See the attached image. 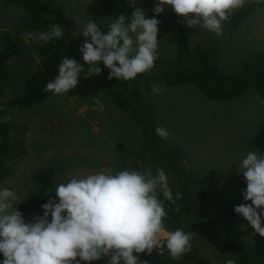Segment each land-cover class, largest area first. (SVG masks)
<instances>
[{"label": "rangeland", "instance_id": "1", "mask_svg": "<svg viewBox=\"0 0 264 264\" xmlns=\"http://www.w3.org/2000/svg\"><path fill=\"white\" fill-rule=\"evenodd\" d=\"M42 2L52 10L61 8L68 12L74 21L79 17L80 23L76 24L80 34L89 19L100 24L104 33L112 19H118L120 15L125 16L127 26L137 7L145 10L146 17L152 18L156 0H136L134 7L130 0H114L109 6V0ZM251 2L247 0L246 4ZM259 7L241 23L233 21L236 11L232 13L223 26V35L217 37L207 30L187 27L183 17L177 16L166 5L165 11L155 16L161 21L158 25V59L167 61L178 56V28L183 25L188 31L192 50L198 44L204 46L223 73L241 70L246 61L252 63L249 60L264 52V2ZM27 14L23 2L0 0V55L12 53L11 48H15L9 44L7 36L4 39V32L24 30ZM26 30L29 31L17 43L16 57L8 58L9 64L15 68V79L9 84L5 96L11 103L0 104V114L17 123L12 129L22 141L21 147L17 146L15 152L9 153L6 162L9 172L0 183V189L14 190L21 203L36 192L38 186L33 175L44 168H56V183L52 188V197L56 199L54 191L59 183L72 176L99 171L114 173L118 162H128L131 153L144 154L149 148L139 121L110 101L107 94L104 95L103 69L100 75L88 79H84L81 73L78 85L67 94L44 92L47 82L58 75L62 59L68 57L59 39L46 43L26 39L30 32L49 29L28 26ZM84 40L80 35L79 41L83 43ZM97 94L105 105L102 112L92 110L90 96ZM143 97L152 110L155 129L162 125L170 133L168 140L158 136L157 143L164 150L183 152L187 168L200 177L212 205L207 213H220L221 208L227 209L226 206L243 200L241 192L246 189V183L237 167L249 150L257 149L264 155V97L255 88L248 87L230 99H211L191 81L168 86L162 94L146 90ZM85 149L94 151H83ZM102 152L108 161L100 158ZM6 180L12 183L5 184ZM191 232L193 244L212 264H224L227 258L239 264L238 254L225 249L213 229L204 226ZM160 239L158 250L162 249L165 236ZM252 240L264 245V237L259 234H253Z\"/></svg>", "mask_w": 264, "mask_h": 264}, {"label": "clouds", "instance_id": "2", "mask_svg": "<svg viewBox=\"0 0 264 264\" xmlns=\"http://www.w3.org/2000/svg\"><path fill=\"white\" fill-rule=\"evenodd\" d=\"M246 3L247 0H156L152 11L159 16L166 5L170 6L183 17L187 27L204 29L219 37L231 14ZM130 4L134 7L136 0H130ZM155 16L148 18L145 10L137 7L131 23L126 26L125 16L120 15L107 25L106 33L93 19L87 20L79 34L85 38L79 48L83 63L74 58L62 59L58 75L47 82L43 91L67 94L76 88L81 73L84 79L100 75L101 63L110 70L109 80L127 81L149 72L158 59L160 42L161 21ZM75 21L80 23V18L75 17ZM62 37L61 25L55 24L47 31L28 33L26 39L46 43ZM165 89L166 85L151 86L155 94ZM90 98L92 110L102 112L105 105L99 95ZM155 133L164 140L170 137L162 125L156 127ZM237 169L246 189L241 192L244 203L235 206L234 211L264 237V155L257 149L249 150ZM158 188L167 201L174 203L163 168H157L155 176L151 166L72 176L56 186V199L42 205V216L34 215L26 221L24 213L17 210L19 196L4 187L0 189V264H93L103 259L107 264H149L141 261L139 254L151 255L158 250L162 235L170 257L179 259L191 252L193 233L182 228L166 230L168 213L156 195ZM224 264L236 261L227 258Z\"/></svg>", "mask_w": 264, "mask_h": 264}, {"label": "trees", "instance_id": "3", "mask_svg": "<svg viewBox=\"0 0 264 264\" xmlns=\"http://www.w3.org/2000/svg\"><path fill=\"white\" fill-rule=\"evenodd\" d=\"M9 1L23 2L28 14L25 17L24 30L4 32V39L7 36L9 44L15 48H11L12 53L0 55V104L3 106L11 103L10 100L5 99V96L8 93L9 84L15 79V68L9 64L8 58L16 57L14 53L19 50L17 43L21 41L22 35L29 31L26 30V27L49 29L51 25L60 24L63 29V37L59 39V42L65 50L66 56L83 63L79 52L82 43L79 41L78 25L68 12L61 8L52 10L42 0ZM98 1L106 2L108 0ZM256 1L252 0L250 4L238 9L234 13L233 21L241 23L257 11L264 0ZM113 2L114 0H109L107 6ZM178 32V56L167 61L157 59L155 66L149 72L138 75L135 79L125 81L113 78L109 80L110 70L105 68L102 63L100 64L104 70L103 85L106 93L123 111H128L134 116L144 128V137L149 147L148 152L133 153L127 161L131 164L132 170H144L151 166L154 176L157 168H163L168 176L174 203L164 198L160 188L156 193L168 213L164 221L166 230L174 231L176 228H182L187 233L199 230L204 226L210 227L225 249L238 254L239 264H264V245L259 241L252 240L253 234H255L254 230L243 217L238 216L234 211V207L244 203V200L235 201L233 206H226L227 209L221 208L220 213H207L212 205L207 198L209 194L205 191L200 177H197L191 168H187L183 152L174 149L164 150L157 143L158 135L155 133L152 110L144 102L143 97L144 91L151 90L152 84L168 87L188 81L197 84L202 92L211 99H230L240 95L248 87L255 88L264 97V52L249 60L252 63L246 61L241 70L235 73H223L214 62L208 49L201 44H198L193 50L190 48L188 31L185 26L180 25ZM15 124L17 123L4 119L0 114V183L9 172V166L6 164L10 158L9 153L15 152L17 146H22L21 138L12 129V125ZM128 162L120 161L114 169L116 171L117 168L118 171L130 169ZM111 169H113L112 166ZM56 172V168L50 166L34 173L33 181L38 186L37 190L26 198L18 208L24 213L26 221L32 219L34 215L42 216V205L49 199H53L52 188L56 183ZM191 243V252L179 259L170 257L164 241L161 250L154 249L151 255L139 254V258L141 261H149V264H212L193 244V236ZM2 260L3 256L0 254V262ZM93 264H107V260L95 261Z\"/></svg>", "mask_w": 264, "mask_h": 264}, {"label": "crops", "instance_id": "4", "mask_svg": "<svg viewBox=\"0 0 264 264\" xmlns=\"http://www.w3.org/2000/svg\"><path fill=\"white\" fill-rule=\"evenodd\" d=\"M68 58H70V57H68ZM103 92H104V95H108V93H106V91H105V88H104V85H103ZM109 96V95H108ZM109 100L111 101L112 99L110 98V96H109ZM121 109V108H120ZM83 151H87V152H92V151H94V149H85V150H83ZM131 154H133V153H131ZM130 154V155H131ZM101 156H102V158L104 159V160H106V161H108V158H107V156L102 152V153H100V158H101ZM105 165V164H104ZM106 166V168L107 167H111V166H107V165H105ZM96 169V168H95ZM74 173V172H73Z\"/></svg>", "mask_w": 264, "mask_h": 264}]
</instances>
